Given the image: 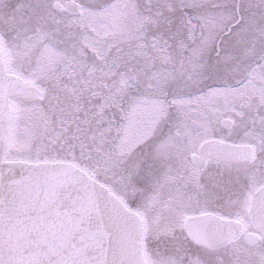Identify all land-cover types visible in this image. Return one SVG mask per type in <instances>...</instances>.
Segmentation results:
<instances>
[{
	"label": "snow or ice",
	"instance_id": "obj_1",
	"mask_svg": "<svg viewBox=\"0 0 264 264\" xmlns=\"http://www.w3.org/2000/svg\"><path fill=\"white\" fill-rule=\"evenodd\" d=\"M0 264H264V0H0Z\"/></svg>",
	"mask_w": 264,
	"mask_h": 264
}]
</instances>
